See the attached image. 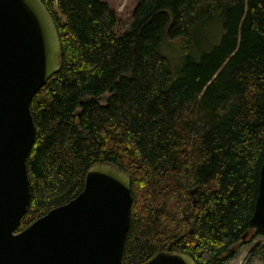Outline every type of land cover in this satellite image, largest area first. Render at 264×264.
Listing matches in <instances>:
<instances>
[{"label":"trees","instance_id":"1","mask_svg":"<svg viewBox=\"0 0 264 264\" xmlns=\"http://www.w3.org/2000/svg\"><path fill=\"white\" fill-rule=\"evenodd\" d=\"M41 1L61 68L30 103V198L17 230L74 198L86 170L106 162L131 182L123 264L160 251L229 262L264 158V0H137L121 32L104 1ZM213 17L220 35L205 48L193 35Z\"/></svg>","mask_w":264,"mask_h":264},{"label":"water","instance_id":"2","mask_svg":"<svg viewBox=\"0 0 264 264\" xmlns=\"http://www.w3.org/2000/svg\"><path fill=\"white\" fill-rule=\"evenodd\" d=\"M61 58L56 25L41 0H0V264H123L131 182L106 162L86 170L74 198L17 230L30 198V103L61 68ZM195 192L196 187L189 190ZM248 228L242 240L251 230L264 234V158ZM143 264L196 263L186 253L160 251Z\"/></svg>","mask_w":264,"mask_h":264},{"label":"rangeland","instance_id":"3","mask_svg":"<svg viewBox=\"0 0 264 264\" xmlns=\"http://www.w3.org/2000/svg\"><path fill=\"white\" fill-rule=\"evenodd\" d=\"M106 2L112 9L117 12L119 18L118 25L116 27L117 32L123 31L130 20L131 11L136 5L137 0H101ZM218 21L220 24V18L213 17L204 24L195 32L193 38L201 41L203 45L209 47L218 41L220 35V25L219 33L216 34L217 25L215 21ZM168 51V50H167ZM174 54L173 64H179L177 57ZM172 57V56H171ZM177 61V63H175ZM177 66V65H175ZM105 95L101 96L100 100L103 102ZM232 251L234 255L232 259L226 264H264V236L257 235L255 233H250L243 241L238 242L233 246Z\"/></svg>","mask_w":264,"mask_h":264}]
</instances>
